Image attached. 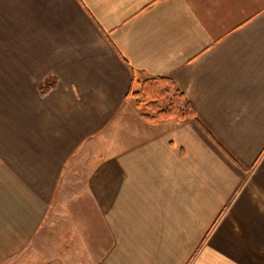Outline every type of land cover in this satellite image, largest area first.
I'll return each instance as SVG.
<instances>
[{"label": "crops", "instance_id": "1", "mask_svg": "<svg viewBox=\"0 0 264 264\" xmlns=\"http://www.w3.org/2000/svg\"><path fill=\"white\" fill-rule=\"evenodd\" d=\"M157 76L196 118L143 117ZM8 258L264 264V0H0Z\"/></svg>", "mask_w": 264, "mask_h": 264}, {"label": "trees", "instance_id": "2", "mask_svg": "<svg viewBox=\"0 0 264 264\" xmlns=\"http://www.w3.org/2000/svg\"><path fill=\"white\" fill-rule=\"evenodd\" d=\"M54 85V81L48 82L44 87H40V93L45 94ZM128 95H132L136 103L145 106L146 110L142 115L149 121L170 118L182 121L196 118L194 106L169 76L145 78L139 82L137 89L130 86Z\"/></svg>", "mask_w": 264, "mask_h": 264}, {"label": "rangeland", "instance_id": "3", "mask_svg": "<svg viewBox=\"0 0 264 264\" xmlns=\"http://www.w3.org/2000/svg\"><path fill=\"white\" fill-rule=\"evenodd\" d=\"M0 264H21V261L19 258H14V259H6V260H2L0 261Z\"/></svg>", "mask_w": 264, "mask_h": 264}]
</instances>
